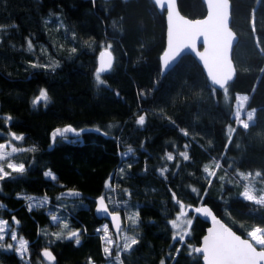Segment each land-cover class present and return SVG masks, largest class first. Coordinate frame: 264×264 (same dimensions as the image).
<instances>
[{
	"label": "trees",
	"instance_id": "trees-1",
	"mask_svg": "<svg viewBox=\"0 0 264 264\" xmlns=\"http://www.w3.org/2000/svg\"><path fill=\"white\" fill-rule=\"evenodd\" d=\"M230 1L237 73L226 101L190 54L161 75L166 25L153 0H0V143L27 148L11 160L31 164L24 176L0 181V204L6 206L0 217L17 221L28 261L0 249V264H41L45 249L55 257L53 264H105L117 255L123 264H202L194 248L207 224L190 213V235L176 239L171 221L180 203L210 206L242 236L264 228V205L243 198L246 180L240 175L264 177V0ZM178 8L190 19L206 14L201 0H178ZM108 45L113 68L100 74L104 83L97 86V57ZM51 62L59 63L54 72L32 67ZM42 89L48 103L33 106ZM237 94L249 97L246 110H257L249 130L234 122ZM142 114L146 123L139 126ZM69 125L89 130L81 143H53L52 131ZM229 126L236 129L230 142ZM12 133L24 138L16 141ZM185 151L188 160L180 156ZM168 153L173 160L166 159ZM49 169L56 181L44 177ZM67 189L82 197L62 198ZM29 195L47 196L49 204L30 212L24 199ZM101 195L110 211H119L122 220L128 216L123 228L138 240L131 250L104 254L97 231L102 221L93 212ZM50 207L66 220L67 231L79 230V245L75 238L52 235L60 230L46 212ZM135 212L139 220L133 226L129 217Z\"/></svg>",
	"mask_w": 264,
	"mask_h": 264
},
{
	"label": "snow or ice",
	"instance_id": "snow-or-ice-1",
	"mask_svg": "<svg viewBox=\"0 0 264 264\" xmlns=\"http://www.w3.org/2000/svg\"><path fill=\"white\" fill-rule=\"evenodd\" d=\"M208 12L206 19L203 20V22H195L202 24V26L199 28L197 32L198 39L200 37H203V44L205 46V43H208L210 51H212L213 48V40L215 38V31L217 26V11L215 7L209 6V0H205ZM223 2L227 5V12L224 17L223 21V27L227 29L230 32V28H228L229 25V17H230V0H217V3ZM154 3L156 5H159L161 9H165L167 12V22H169L174 15H176V4L177 0H174L175 7L173 8L172 4L168 3L165 4L164 0H154ZM255 25L256 21L253 14V20H252V31L255 32ZM197 39V41H198ZM234 34L229 38L227 42V60H228V74L224 77L221 76H214L213 72L210 70L211 68V61L206 62L205 56L202 54L199 58L203 62L204 68L207 71V76L209 77L211 83L213 85L219 86V88L222 90L224 94V98L227 101L228 100V83L233 80L235 76V68L231 65V49L234 42ZM257 45H259V39L257 38ZM111 48V45H108L107 48H105L103 51L99 53V60H100V66L97 69L96 72V80H97V86L100 84H103L104 81L100 79V73L101 72H107L113 68V56L112 52L109 51ZM29 52L33 51V46L31 43V40L28 41V49ZM184 49H181L179 52L172 51L171 49H168L164 52V67L167 68L169 63L173 60H175L183 51ZM261 52H264V49H260ZM77 51L76 48H72L71 52L75 53ZM33 68H43V69H51V71H55L57 67H59L58 62H51L47 64H33ZM261 72H264V68L261 69ZM235 123L239 126H241L242 130H249L250 128V122H255V113L256 109L253 108L250 111L245 110V104L249 101V97L247 95L244 96H236L235 98ZM40 101H44L45 104L49 101L48 92L46 89H42L39 91V95L35 97V99L32 101L33 106H35ZM264 110V109H262ZM242 113L246 116V119H241ZM146 115L142 114L139 115L138 119L136 120V124L139 126H144L146 123ZM7 119H11V117H8ZM113 127L112 125H109V128ZM88 129L81 128L77 130L75 127H72L71 125L66 126L64 128H56L51 133V140L53 143L57 142V138H59V142L61 143H70L72 145H76L81 143V137L83 133L88 132ZM94 131L99 132V129H95ZM182 132L184 130H181ZM236 129L230 128L229 129V142L231 141V133H234ZM69 134H72L71 137ZM185 135H187L186 132H184ZM104 135H107V133H104ZM12 136L15 138L16 141L22 140L24 137L22 135H17L16 133H12ZM187 147V146H185ZM239 147V145H237ZM6 145L4 143H0V181H5L6 179H16L24 176L29 168L31 167V164H29L27 167L25 163L23 162H12L11 157L14 153H19L22 151V149H19L17 147H11L10 152L5 151ZM30 151L35 152L37 151L36 148L30 149ZM133 150L131 148L128 149V152L124 153L123 156H127L129 153H131ZM180 156L183 157L184 160H188L189 156L188 153L181 152ZM166 159L171 161L174 159L173 155L171 153H168L166 156ZM131 164L128 165L129 168H131ZM219 164H216L215 167H219ZM10 170V171H9ZM123 171V169H121ZM168 169L164 168L161 170V173L167 172ZM205 171L208 172L209 169L207 166L205 167ZM14 174H16L14 176ZM210 175H215V173H209ZM45 178H51L52 181H56L57 177L56 175L49 169L48 171H45L43 173ZM241 176L245 180H248L249 177H253L252 173H248L246 176L241 173ZM255 177H261L260 172L255 173ZM255 177H253V181L250 182L243 190L241 195L246 201H252L257 205H264V187L260 188L259 190L256 189L254 185ZM264 179V177H261ZM220 179H223L221 177ZM211 182V181H209ZM2 191V189H0ZM259 191L261 194L259 196L256 195V192ZM63 196H69V197H79L81 194L78 191L69 189L67 192L62 193ZM173 197L175 198V193H172ZM24 199L28 201L27 208L31 212L34 208L35 209H41L46 207L48 198L47 196L43 198H38L34 196H25ZM57 199H60V197H57ZM127 203V201H125ZM179 203V202H178ZM5 205L0 204V208H5ZM181 212L179 213V216L176 220H172L171 223L176 226L177 228L181 227V224L178 222L181 217L185 215L183 208L184 205L180 203ZM109 211L108 205L105 203V196L101 195L98 198V206H97V212L102 214H107ZM196 213L203 214L204 217H211L212 223L214 225L213 228L208 229V235L204 236L203 238V247L202 248H196L194 251L196 253H203V260L207 262V264H264V250L258 251L255 245L264 246V228L261 227H255L253 231L249 233V235L252 237V241H249L247 239H241L239 236H237L235 233L231 231V229L224 227L220 222L217 220L215 215H213L212 210L207 206H201L195 208ZM111 218L114 222H116V228L117 230L120 229V223H119V212H112ZM60 218L53 215L51 217V220L53 223H56ZM129 219L132 221L133 226L137 225L139 220V212L133 213ZM7 222L4 220H0V241L4 240V226ZM187 225L192 224V220L186 221ZM64 228H68V224L65 223L63 225ZM105 232L107 230V225L104 226L103 229ZM97 231H101V229H98ZM179 234V233H178ZM52 235L56 236L57 239L65 238V239H71L75 238V243L77 245L80 244V238H79V230L76 231H69L67 233V236H64L63 233H53ZM105 239L107 240L108 245H111L112 241L111 239L106 235ZM11 240L17 241V235L15 231L11 232ZM126 242L123 245V248L127 250H131L134 245L138 244V240L135 238V236H126L125 237ZM254 241V243H253ZM27 241L21 239L19 240V246L15 248V251L19 253L21 256L24 255L26 251ZM6 249L11 250L13 249V244L9 243L6 246L3 244H0V249ZM104 253L106 255L111 254V248L109 246L104 247L103 249ZM43 255L47 257L49 260H54L55 257L52 255V253L45 249ZM116 261H120V264H123V262L120 259V256L117 255L115 257ZM161 264H164V261H161Z\"/></svg>",
	"mask_w": 264,
	"mask_h": 264
},
{
	"label": "water",
	"instance_id": "water-1",
	"mask_svg": "<svg viewBox=\"0 0 264 264\" xmlns=\"http://www.w3.org/2000/svg\"><path fill=\"white\" fill-rule=\"evenodd\" d=\"M201 1L203 2L204 6H205V10H206V14L204 17L199 18V19L187 18L186 16H184L180 12V10L178 8V0H177V4H176L177 13H176V15H174V17L169 22H167L166 10L161 9L159 5H156L154 3L156 10L160 14L164 13L165 25H166L165 46H164L163 52L160 55V60H159L160 61V68H161V75H164L169 70H171L179 62V60L182 56H184L185 54H190L196 60L198 65L201 67L204 75L206 76V78L208 80V83L211 86H213L214 88L220 89L219 86L213 85L211 83L209 77L207 76V71L204 68L203 62L200 60L199 57L203 54L206 58V62L211 61L210 70L213 72L214 76H221V77L226 76L228 74V71H229L228 60H227V42H228L229 38L234 34L235 39H234V42L232 45L230 55H231V65L235 68V65H234V62L232 59V54H233L234 46L236 45V43L238 41V36L236 35V33L231 28V1H230V17H229V25H228V28H230V32H229L227 29H225L223 27L224 17H225V14L227 12V5L223 2L217 3V0H209V6L215 7L216 11H217V26H214V27H216V31H215V38L213 40L212 51H210L208 43H205V46H204L203 37H200L198 39V36H197V32H198L199 28L202 26V24L195 23V22H198V21L203 22V20L206 19L207 12H208V7H207L205 0H201ZM153 2H154V0H153ZM164 3L167 4L168 0H164ZM169 3L172 4L173 8L175 7L174 0H169ZM197 39H198V41H197ZM168 49H171L172 51H176V52H179L181 49H184V50L181 52V54L175 60H173L169 63L167 68H165L164 67L163 54ZM99 66H100V60H99V55H98V57H97V69L99 68ZM104 73L105 72H101L100 74H104ZM236 73H237V71L235 68V76H234L232 81H234V79L236 78ZM232 81H230L229 83H231ZM68 190L69 189L61 192L60 196L62 198H67V199H78V198L82 197V193H80V192L79 193L81 195L79 197L63 196L62 193H65ZM94 203L95 204H94L93 212H94L95 218L97 220H100V221H107L110 224L113 233L118 234L122 229V224H123L122 216L119 214L120 229L117 230L116 222H114L111 218L112 211H110L109 207H108L109 211L107 214L98 213L97 212L98 198L95 200ZM105 203L107 204L106 201H105ZM201 206H207L210 208V206H208V205H201ZM201 206H197V207H201ZM195 208H196V206H190V207L184 206L183 211H184L185 215L193 213L195 216H197L198 218H200L202 221H204L207 224V228H206L205 234L201 238L200 244L198 246H196L194 249L203 247L204 236L208 235V229L209 228L214 227L211 217H204L203 214L196 213ZM212 213H213V215H215V217L220 222V224H222L226 228L231 229V231L233 233H235L237 236H239L241 239H247L249 241H252L248 236H242L241 234L236 232L233 228H231L229 225H227L221 218L216 216V214L214 213L213 210H212ZM72 239L73 238H71L69 240H72ZM256 248L258 251L264 250V247L256 246ZM194 253L200 257L202 264H207V262L203 260V253L202 252L196 253L194 251Z\"/></svg>",
	"mask_w": 264,
	"mask_h": 264
},
{
	"label": "rangeland",
	"instance_id": "rangeland-1",
	"mask_svg": "<svg viewBox=\"0 0 264 264\" xmlns=\"http://www.w3.org/2000/svg\"><path fill=\"white\" fill-rule=\"evenodd\" d=\"M107 48V47H106ZM105 49V48H104ZM103 49V50H104ZM102 50V51H103ZM110 50V49H109ZM236 96H244V95H239V94H237V95H235V97ZM42 103H43V105H46L45 104V102L44 101H41ZM235 107H236V104L234 103V108H233V119H234V122H235V117H234V112H235ZM245 110H246V108H245ZM246 111H250V110H246ZM241 119H246V116L242 113V115H241ZM230 128H233L232 126H229L228 127V132H229V129ZM71 135L72 134H69V136L71 137ZM2 143H4L5 145H6V148H5V151L6 152H10L11 151V147H17L16 146V144L14 143V142H12L11 140H7V141H4V142H2ZM17 148H19V149H22V151H24V150H26L27 148H20V147H17ZM21 151V152H22ZM15 154H17V153H14V154H12V155H15ZM12 162H14V161H12ZM10 171V170H9ZM161 174H163V173H161ZM253 177H255V175H253ZM253 177H249V179L248 180H246V186L250 183V182H252L253 181ZM50 180H51V178H49ZM259 181H258V179H257V177H255V180H254V185H255V187H256V189L257 190H259L261 187L258 185L259 183H258ZM106 188H108V189H111V188H113V185L111 184V182H110V180H108L107 181V183H106ZM261 193L259 192V191H257L256 192V195L257 196H259ZM41 198H43V197H41ZM108 202V201H107ZM27 204H28V201H27ZM49 204V201L47 202V205ZM50 206H51V204H50ZM35 209V208H34ZM46 212H47V214L49 215V217H50V221H51V223L52 224H54V225H57L58 226V231L60 230V232L59 233H63V235L64 236H67V233L69 232V231H67L66 230V228H64L63 227V225L65 224V223H67L66 222V220H62V218H61V215H60V213H59V211L58 210H56V209H52L51 207L50 208H47L46 209ZM119 212V211H118ZM53 215H55V216H57V217H59L60 219L56 222V223H53L52 222V220H51V217L53 216ZM178 216H179V213L175 216V218L173 219V220H176L177 218H178ZM124 220H123V223L125 222V223H127V221H128V216L127 215H124V218H123ZM0 220H4V221H6L7 223L5 224V226H4V229H5V231H4V240L3 241H0V244H3V245H7V244H9V243H11V244H13V249H11V250H8V249H6V247L4 248V250H6V251H8V252H13V253H15V255L19 258V259H21L23 262H27L28 261V250H27V246H26V251H25V253H24V255L23 256H21L19 253H17L16 251H15V248L16 247H18L19 246V240H21V239H23V240H25L23 237H21L19 234H18V232H17V225H18V223H17V221L15 220V219H12V221H7V220H5V219H3V218H1L0 217ZM187 220H192V218L189 216V215H184L183 217H181L180 219H179V223L181 224V227L180 228H177L176 226H174L172 223H171V226H172V228H173V231H174V235H175V238L176 239H178L180 242H183V241H185V239L190 235V227H191V225L189 226V225H187V223H186V221ZM105 225H107V230H106V232L103 230L104 229V226ZM61 228V229H60ZM63 229V231H61ZM98 229H101V231H98L99 232V235H100V238H101V240H102V242H103V249H104V247H106V246H109L111 249H116L117 250V252L118 253H120L124 248H123V245H124V243L126 242V240H125V237L126 236H135V238H136V235H133V234H131L129 231H128V229H124L123 228V226H122V229H121V231L118 233V234H114L113 233V231H112V229H111V226H110V224L107 222V221H102V224L99 226V228ZM254 230V229H253ZM252 230V231H253ZM12 231H15V233H16V235H17V241H12L11 240V232ZM73 231H76V230H73ZM179 233V234H178ZM250 233V232H249ZM249 233L247 234V236L252 240V237L249 235ZM108 236L110 239H111V241H112V243H111V245H108V243H107V240L105 239V236ZM26 241V240H25ZM253 243H254V241H253ZM256 246H258V247H264V246H259V245H256ZM104 252V251H103ZM105 254V253H104ZM106 255V254H105ZM106 256H108V257H110V255H106ZM111 259H108V262H106L105 264H120V261H116L115 260V257H110ZM41 264H53V260H49L47 257H45L44 255H43V260L40 262Z\"/></svg>",
	"mask_w": 264,
	"mask_h": 264
}]
</instances>
